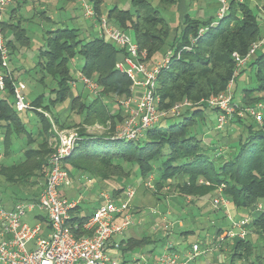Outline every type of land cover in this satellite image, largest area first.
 I'll return each instance as SVG.
<instances>
[{"label":"trees","instance_id":"16d2710c","mask_svg":"<svg viewBox=\"0 0 264 264\" xmlns=\"http://www.w3.org/2000/svg\"><path fill=\"white\" fill-rule=\"evenodd\" d=\"M95 10L103 14L101 7L105 0H91ZM134 10L114 5L107 16L117 27L127 31L132 29L140 49L147 50L149 60L155 61L166 47L177 52L185 45H191V36H198L200 26L209 25L213 18L205 20L187 14L180 33L171 37V26L161 14L160 4L173 5L176 0H130ZM230 12L217 26L211 27L199 36L191 50H183L180 58L172 59L170 66L161 71L158 78L159 109H170L174 104L188 100L194 105L186 107L184 115L168 127L157 126L147 131L139 140L114 139L115 124L123 121L125 114L119 104L112 106L113 97H128L132 94L131 80L116 68L121 52L106 37L80 38L78 28L60 26L50 30L46 47L40 52L39 65L44 76H51L57 82L52 89L55 95L47 98L39 94L31 100L32 109L39 116L41 129L35 135L27 127L20 111L15 107L12 80L7 78V90L0 96V125L6 129V140L13 133L27 138L22 159L9 166H2V173L10 184L24 186H45L48 161L54 147L50 137L54 134L53 122L43 110H51L70 98V110L81 117L73 127L78 128L81 137L74 151L64 160V168L74 177L75 174L87 176L96 181L106 182L112 198L119 200L129 183L138 179L145 185L149 176L156 174L155 193L162 192L179 175L186 180L175 187L184 197H204L218 194L219 187L230 197L238 208L255 209L258 203L264 205V124L236 117L232 124L241 123L243 134L230 144L231 151L212 157L208 147L203 144L196 131L199 120H205L206 103L203 100L220 94L228 88L236 70L235 52L245 55L251 45L261 36L259 10L246 1L231 0ZM2 28L7 40L13 32L15 40L29 43L26 28L15 19L3 20ZM11 53L15 50L14 40H7ZM167 53V52H166ZM76 56L84 58L80 68L88 77L94 78L101 86L98 95L90 99L82 93H73L69 82L73 78L70 60ZM255 73L256 86L243 89L241 106L254 105L264 101V48L259 50L248 63ZM246 67L240 71H244ZM13 78L14 74L12 73ZM238 79V76H237ZM54 123L67 128V123L54 116ZM111 122V132L90 134L86 125ZM10 144V143H9ZM203 179L204 183H200ZM39 196L25 197L22 201H36ZM81 203L72 211L71 224L77 225L76 235L91 232L84 228L88 217L95 211L82 213ZM132 211V210H131ZM255 234L264 235V212L255 217L249 226ZM224 229L218 231L219 236ZM132 248L147 243L146 239H130ZM264 250V249H263ZM229 264H264V251H258V243L248 235L234 237L230 249Z\"/></svg>","mask_w":264,"mask_h":264},{"label":"built area","instance_id":"2783aa9c","mask_svg":"<svg viewBox=\"0 0 264 264\" xmlns=\"http://www.w3.org/2000/svg\"><path fill=\"white\" fill-rule=\"evenodd\" d=\"M13 0H0V91L7 89V78L12 80L14 89V104L18 111L32 109L31 101L26 99V84L23 81H14L10 68L11 50L2 28L4 13ZM86 17L95 21L99 27V34L106 37L117 48L122 50L121 57L116 62V68L125 73L131 80V91L135 93L139 87L141 92L138 99L132 95L122 98L120 103L127 111L121 126L117 127L113 138L120 140H139L145 137L148 130L160 126L169 118H182L186 107L194 104L188 100L174 104L170 109H159L160 96L158 94V78L161 71L170 66L172 59L181 57L183 50H191L198 37L206 33L211 27L217 26L230 12L227 0H219L220 8L217 19L209 25H202L198 36H191V45H185L178 52L170 49L160 61L149 60L147 50L140 49L137 42L129 37L128 33L114 25L107 15L99 14L91 0H77ZM264 48V34L255 41L245 55L235 52L236 70L238 75L253 59L259 50ZM233 80L228 88L220 94L211 95L203 100L207 107L217 113L216 128L221 130L230 120L236 117H249L257 125L264 124V101L254 105L241 106L234 100L232 92ZM81 82L92 96L101 91V86L94 78L88 77L78 70L77 77H73L69 84L72 89ZM42 111L41 109H39ZM46 116L51 117L47 112ZM58 138L54 151L50 154L45 186L36 201L18 202L12 209L0 207V264H120L117 259L107 253L109 241L115 236L124 233L135 223L136 216L131 211V203L136 195V188L128 186L119 200H114L109 193L102 194V202L88 217L84 228L90 231L87 235H76L77 225L71 224L72 211L81 203V197H68L63 190L70 181L69 171L64 168V160L72 154L76 143L81 137L78 132L68 129L60 130L54 124ZM226 147H220L217 155L226 153ZM153 175L149 176L145 185L153 188ZM224 186L219 187L218 196L214 199V206H227L230 198L223 192ZM39 210L46 218L49 232L43 234L41 222L28 224L24 218L34 210ZM256 211L264 212L263 203H258ZM250 218L233 222V226L224 229L217 236L222 243L226 238H245L251 231ZM169 243L159 256L158 264H190L196 256L204 251L199 243H194L186 259L174 250ZM211 249V248H209Z\"/></svg>","mask_w":264,"mask_h":264},{"label":"rangeland","instance_id":"374dc122","mask_svg":"<svg viewBox=\"0 0 264 264\" xmlns=\"http://www.w3.org/2000/svg\"><path fill=\"white\" fill-rule=\"evenodd\" d=\"M115 0H105V7L110 8L113 6V2ZM208 1H214V0H200L196 1L194 0L193 4L196 5L198 8L204 7L206 2ZM219 3V8L221 6L220 1L217 0ZM231 0H227V3L230 4ZM243 1V0H239ZM246 1V0H244ZM260 1L261 3L257 6V2ZM121 3H119L120 7L124 9H130L134 10L133 5L128 1V0H120ZM205 2V3H204ZM248 5L254 9H259L260 13L264 15V1L263 0H249ZM164 6V7H163ZM163 6H160L161 14L165 18H167L170 23L177 27L179 23V14L176 9H172L171 6H167L166 4H163ZM171 8V9H170ZM218 8V10H219ZM196 10V8H195ZM217 10V11H218ZM209 14H214L216 10L214 9H208L207 10ZM218 13V12H217ZM217 13L214 16V19H217ZM19 16H21V22L23 27L26 28L28 37H29V43L28 44H23L20 41L15 40V36L13 32H9L7 36V40L11 39L14 40L15 42V50L13 53H11L10 56V68L12 70V73L14 74V77H17L16 79L14 78V81H23L27 89L25 90V95L26 99L28 101L32 100L34 97H36L39 94H45L47 98L51 96H55L52 93V89L57 86V82L54 78L51 76H46L45 79L42 81V77L44 74L42 73L41 67L39 65L40 61V52L42 49H45L47 39L49 36V31L50 30H55L58 27L62 26H67L70 28H79L80 29V38L83 39H90L93 37L98 36L97 32L94 29V25L92 23L91 19H88V17L85 16L83 10L80 7V3L77 1L75 3L69 2L68 0H29L25 4H23L20 8L19 11ZM19 20H17L18 22ZM127 33L129 37L131 38L132 41H135V33L132 29H127ZM180 33V31H179ZM172 48H169V46H166L160 54H158L161 58L164 57V54L168 50ZM84 64V58L81 56H76L74 58H71L70 60V67L72 69V74L73 77H77V72L80 70V68ZM248 66V65H246ZM245 66V67H246ZM242 69L239 70L238 73V79L237 76L234 77L233 84H232V92L234 96L236 97L237 100L241 101V94H243V89L245 88H252L256 86V79H255V73L253 70L249 69L246 67L242 73L240 72ZM73 93H82L84 98L86 97L87 99L92 98V94L87 89L81 82L78 83L77 88L73 89ZM4 92L0 91V96H4ZM122 98L125 97H113V99H110L112 106H116V104H119L122 106L120 101ZM9 101H14L13 97H8ZM69 104H70V98L65 101L62 105H60L59 110H56L52 108L51 110L53 113H56L58 116L68 114L66 123H68L66 126L68 130L71 132H78V128L73 127L76 122H79L81 120V117L69 110ZM123 108V113L125 116L127 115V111L125 110L124 106ZM27 110H24L21 112L24 121H26L27 126H30V122L35 124L38 120V115L34 111H29L27 114ZM215 110H212L210 108H207L205 111V120H199L198 124L196 125V131L198 132V136L200 139L203 140V144H206L208 147V153L212 157L214 154H216L217 150L220 147H226V152H230V144L234 143L237 141L238 137L243 134V125L241 123H235L232 124L231 120L228 122V124L221 130H218L216 128L217 124V113ZM49 114V112H48ZM51 117L50 119H53V114H49ZM61 117V116H60ZM244 118V117H243ZM235 119V118H234ZM244 119H247V121L251 120L249 117H246ZM179 118H169L167 120H164L160 126L161 127H168L173 124V122L178 121ZM124 121V120H123ZM123 121H118L115 125V129L113 130L115 132L116 128L121 126ZM54 123V121H53ZM111 125L112 123L109 122L107 125H103L101 123H94L90 125H86V130L90 134H104V133H109L111 132ZM32 128V126H30ZM245 135V134H243ZM58 138V135L56 134V137ZM56 140V139H55ZM53 140V143L51 144L54 148L56 145V142ZM22 153H18V155L14 156V158L18 159V157H21ZM12 158V159H14ZM153 184L155 182V175L153 174ZM141 181L138 179H133L131 183H129L128 186H133L136 188V195L134 196L132 203L130 206L132 212L135 214L136 219L134 225L129 228V231H127L126 236L129 235H137L141 236L142 233L145 234H151L154 237L155 236H162L161 233L164 230L166 233H170L169 240L165 241H159L156 243L155 247L157 248V252H159L162 247L164 246L165 242L168 241H174L173 236L176 234H179L178 236L180 237V241L182 242L183 246H189L188 249L191 250L192 246L194 243H198L197 241H201L203 244H205V234L202 233L201 231H196V233H188L187 237L181 238V232L184 230H194V227L191 228V225L186 224L185 227L183 228H178V225L174 226L173 224L175 223L176 218H181L179 220H183L182 215H186L185 217L187 218L188 216H191L193 211L200 205L202 210L200 215H198L196 212V217L194 218L195 221L197 219H202V216H204L205 210L207 208H214V209H219L220 206L217 208L214 206V199L218 196V194H211L207 195L204 197H183L184 204H181L182 206L177 208L176 211H171L169 218H166L163 222L164 224L160 223V225H157L155 229H145V231H139V219H144L148 218L151 213L158 211L157 209V204L159 201H162L158 199V197L163 198L164 200L167 199V204H171L172 206L174 205V201L176 200V197L180 193L177 190V188L174 185H170V187L165 188L162 192L155 193V184L153 188H150L146 185H143L140 183ZM10 184H6V182L0 181V190H7L12 188V186H9ZM127 186V187H128ZM31 188V187H30ZM42 185H35L32 187L31 192L25 194V196H38L43 190ZM182 196V195H181ZM170 203H169V202ZM160 204V203H159ZM140 205V206H138ZM135 206H138L137 208ZM175 206V205H174ZM213 209V210H214ZM209 210V209H208ZM209 212V211H208ZM35 216H44L39 210L35 209L34 212L30 213L28 216L24 218V221L28 222V224L34 225L36 222H41V220H37ZM184 217V219H185ZM190 218V217H189ZM156 221V220H155ZM184 221V220H183ZM228 223V222H227ZM222 223L218 222L215 225L220 226ZM145 225V224H144ZM155 225V224H154ZM153 225V226H154ZM146 226V225H145ZM149 226V225H148ZM147 226V227H148ZM171 226L173 227L174 231H171ZM175 234V235H174ZM168 235V234H167ZM248 235H252V238L256 240L258 243V251H264V235L259 236L251 230ZM247 235V236H248ZM200 242V243H201ZM224 244V245H222ZM231 244H232V238H226L222 243L217 240V238L214 240L210 251H215L218 250L220 254L227 260L230 258V249H231ZM186 246V247H187ZM223 246V247H222ZM187 249V248H186ZM206 252V251H204ZM202 255L198 257L196 262H201L205 261V259L209 257L205 253H201ZM209 254V252H208ZM128 256L126 255L125 259H127ZM193 261V263H196Z\"/></svg>","mask_w":264,"mask_h":264},{"label":"crops","instance_id":"0c3cea01","mask_svg":"<svg viewBox=\"0 0 264 264\" xmlns=\"http://www.w3.org/2000/svg\"><path fill=\"white\" fill-rule=\"evenodd\" d=\"M28 1L29 0H13L12 3L8 6L7 10L5 11L3 20H7V21H9L11 19L21 20L20 19L21 16H19L20 8L23 4H25ZM32 1H34V0H32ZM68 1L73 2V3L77 2V0H68ZM128 1L131 3L130 0H128ZM196 1L200 2V0H196ZM248 1L249 0H247V2ZM193 2H194V0H176L173 5H170L171 8L176 9L178 11V14H179V16H178L179 23H178L177 27H176V25L173 26L170 23V21L166 18V20L169 22V24L171 26V37H174L181 30V25H182L184 18L187 14H189L193 18L200 19L203 22L205 20H209L212 18L214 19V16L216 15L217 10L219 8V3L217 0L208 1L204 5V7L199 6L198 8L196 7L195 4H193ZM256 2H257V6L261 3L260 1H256ZM119 3H121L120 0H115L113 2V6L118 5L120 7ZM154 3L159 4V1L154 0ZM160 6H163V5L160 4ZM112 7H110V8H112ZM110 8H106L105 2H104V4L101 7V11H102L103 15H107ZM195 8H196V10H195ZM208 9L209 10L214 9L216 11L214 14H209V12L207 11ZM257 10H259V9L257 8ZM259 14H260V22H261L260 23L261 34L263 35L264 34V15H262L260 13V11H259ZM88 19H90V18H88ZM92 23L94 25V29L97 32L98 36H100L98 24L93 20H92ZM21 24H22V22H21ZM79 31H80V29H79ZM134 42H136V40ZM163 58H161V57L156 58V60L153 62L160 61ZM140 92H141V89L138 87L136 89L135 93L131 94L134 100L138 99ZM62 104L63 103H60L53 108L56 110H59L60 105H62ZM68 107L70 110V104ZM41 110L43 112H47V113L49 112V114L51 113L54 116L55 115L58 116L56 113H53L52 110H50V111L49 110H43V109H41ZM26 112H27V114L29 113V111H26ZM68 114L66 113L63 116L60 115L61 117L60 116H58V117L60 118V120L62 122H66ZM54 116H53V118H54ZM51 121L53 122V119H51ZM34 123L35 124L30 122V126H32V128H30L29 125L27 127L29 128V130H31L33 132V134L36 135L39 132V130L41 129V122L39 121V116H38V120ZM54 124L55 123H53V127H52L54 134H52L50 137V141H49L50 144L53 143V140H55V137H56ZM58 129H60V128L58 127ZM63 129H68V128H63ZM63 129H60V130H63ZM5 131H6L5 127L0 125V170H1L2 166H9V165H13V164L19 162L23 157L22 156L23 155V149L27 143V138L25 136H18L15 133L12 134L11 139L8 140V142H7ZM20 152L22 153V155H20L21 157H18V159L14 158V156L18 155V153H20ZM12 158H14V159H12ZM156 174H154L155 177L157 176ZM185 180H186V178H184V176L179 175L177 177V179L172 182L171 185L175 186L176 184H182ZM0 181L6 182V184L7 183L10 184L7 181L6 177L2 173H0ZM199 182L204 183V180L199 179ZM9 186H12V188L7 189V190H3V191L0 190V207L7 208V210L12 209L18 202H21L22 198L27 197V196H25V194L31 192V189H32V186H30V185L24 186V185L10 184ZM167 187H169V186H167ZM167 187H166V189H167ZM62 193H63V195H66V196L71 197V198L81 197V199H82V201H81L82 207L81 208L83 209L82 210L83 214L89 212L90 210H95L97 208V206L103 200V198H102L103 193H109V195L112 197L111 189L106 182H104L102 180H101V182H99V181H96L95 179H90L89 177L87 178V176L81 175L79 173L75 174L74 177L71 178L69 185L66 188H64ZM211 194H208V195H211ZM183 197L184 196H181V195L180 196L178 195L176 197V200L174 201L175 206L174 205L172 206L171 204L168 205L167 199L164 200L163 198L158 197V199L160 198L162 200V201H159L158 204L156 205L158 211L151 213L150 216H148V218L139 219V222L137 224V225H139V228H138L139 231H145L146 228L153 230V229L157 228L156 226L160 225V223L164 224L163 221L166 218H169L171 211H176L178 207L180 208L182 206L181 204H184V201H183L184 198ZM228 202H229V204L227 206L221 205L219 209H214L212 207L207 208V210H205V212H204L205 213L204 216H202V219H197L196 221L194 218L199 217V216H196V214H194V212H196L198 215H200L199 212L203 211L200 205L193 211L191 216H188L186 218L185 214L182 215V218L184 221L179 220L181 218L175 219V223L173 225L174 226L178 225V228H183V227H185L186 224L191 225V228L194 227V230L191 229V230L182 231L180 233L182 236L181 238L187 237L188 233L194 234V233H196V231H201L202 233L205 234V240H206L205 244H204L205 248L202 247L203 244L201 241H197V242L200 244L202 250L206 251L203 253H205L207 256L209 255V257H208V259L206 258L205 261L196 262L198 257H200L202 255V254H200V256L198 255L193 260H191L190 264H229V260L225 259L220 254V252H218V250L210 251V249H209V248H211L214 240L217 238L218 231L220 229L230 228L231 226H233V222L238 221V220H242V219L247 218V217L250 218V220H251V223H250V226H251L253 219L260 214L259 211H256L253 208L247 209V208L236 207L234 205L233 201L231 200V198H230V201H228ZM138 206H140V205H138ZM138 206H135V207L137 208ZM35 217L37 220L42 221L43 234H47L49 232V227L46 224V218L44 216H41V217L35 216ZM184 217H185V219H184ZM218 222H220L222 224L220 226L219 225L216 226L215 224ZM36 223H38V222H36ZM169 229H171V231H174L172 226ZM127 231H129V229H127L122 234L115 235L109 241V244L107 247V253L112 258L117 259L120 262V264H158L159 256L164 252L166 246L169 243H171L174 246L173 247L174 250L183 259H186L187 253L189 251H191V250H189L190 248L188 249L189 246L186 245L187 246L186 247V246L182 245V242L180 241L181 239L178 236L179 234H176V235L174 234L175 235V236H173L174 241L173 242L172 241L165 242L162 249L159 252H157V248L155 247L156 243H158L159 241H165V240H167V238L169 240V237H170L169 234L170 233H166L163 230L162 232H159L161 234L163 233L162 236H155L154 237L151 234H145V233H142L141 236H137V235L126 236ZM130 239H137V240L146 239L147 243L145 244V246L143 245L142 247H139V248H132V246H130V243H128ZM222 245H224V244H222ZM208 252H209V254H208ZM126 255L128 256L127 259H125ZM193 261L196 263H193Z\"/></svg>","mask_w":264,"mask_h":264}]
</instances>
